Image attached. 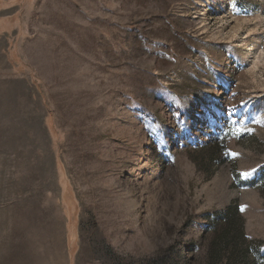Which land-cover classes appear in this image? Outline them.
I'll use <instances>...</instances> for the list:
<instances>
[{"label":"rangeland","instance_id":"374dc122","mask_svg":"<svg viewBox=\"0 0 264 264\" xmlns=\"http://www.w3.org/2000/svg\"><path fill=\"white\" fill-rule=\"evenodd\" d=\"M0 264H264V0H0Z\"/></svg>","mask_w":264,"mask_h":264}]
</instances>
